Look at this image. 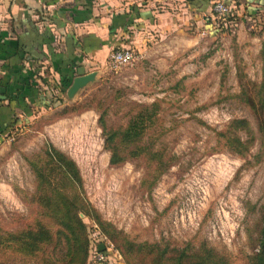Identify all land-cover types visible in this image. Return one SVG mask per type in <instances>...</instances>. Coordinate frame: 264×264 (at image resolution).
Returning a JSON list of instances; mask_svg holds the SVG:
<instances>
[{"label":"rangeland","instance_id":"rangeland-1","mask_svg":"<svg viewBox=\"0 0 264 264\" xmlns=\"http://www.w3.org/2000/svg\"><path fill=\"white\" fill-rule=\"evenodd\" d=\"M215 29L154 37L148 54L135 50L133 64L101 72L14 131L0 145V231L33 223L29 162L51 146L75 162L86 200L117 234L110 238L79 213L90 253L108 248L104 264H153L145 252L126 258L124 241L247 264L259 248L264 205V14L239 30ZM143 107L155 108L156 119L145 122L140 143L159 155L111 165L103 125L125 128ZM237 119L253 136L244 155L226 142L232 132L243 143L249 138L231 126ZM5 264L24 263L5 256ZM85 264H95L90 254Z\"/></svg>","mask_w":264,"mask_h":264},{"label":"crops","instance_id":"crops-1","mask_svg":"<svg viewBox=\"0 0 264 264\" xmlns=\"http://www.w3.org/2000/svg\"><path fill=\"white\" fill-rule=\"evenodd\" d=\"M215 1L0 0V145L66 98L79 68L108 70L112 50L148 54L154 37L187 26L216 34ZM222 1L239 17L237 30L264 14V0Z\"/></svg>","mask_w":264,"mask_h":264},{"label":"trees","instance_id":"trees-1","mask_svg":"<svg viewBox=\"0 0 264 264\" xmlns=\"http://www.w3.org/2000/svg\"><path fill=\"white\" fill-rule=\"evenodd\" d=\"M238 22L239 17L230 8L225 20L216 19L215 26L219 31H229ZM155 119V108L148 110L143 107L125 128L107 129L103 125L105 147L110 151L111 165L122 164L145 153L151 158L159 155L153 150V146L140 143L145 122L153 123ZM231 126L234 130H245L249 135L244 143L233 132L226 137L230 148L244 155L253 140L249 123L245 119H237L232 121ZM258 131L264 138V118L259 119ZM29 165L35 175V193L31 202L38 207L36 216L33 223L20 229L0 231V264H5V256L6 262L17 261L24 264H85L88 254L91 259L93 251L90 253L86 225L79 213L95 221L110 238L115 239L116 232L109 224L100 220L86 200L79 169L71 158L50 146L44 149L41 156L34 157ZM261 217L259 248L257 253L248 257L247 264H264V205ZM122 246L126 258L131 253L145 252L152 255L153 264H229L222 257L214 256L206 250L202 254H192L186 250L167 252L166 249L160 250L157 245H141L129 241L122 242Z\"/></svg>","mask_w":264,"mask_h":264},{"label":"built area","instance_id":"built-area-1","mask_svg":"<svg viewBox=\"0 0 264 264\" xmlns=\"http://www.w3.org/2000/svg\"><path fill=\"white\" fill-rule=\"evenodd\" d=\"M212 10L215 15V19L224 21L225 16L230 12V7L226 5L224 1L216 0L212 5ZM136 59L137 53L131 48L114 49L109 54L107 69L110 71H118L133 64ZM107 249V246H105L104 250L101 251H99L98 248L94 249L91 254V260L95 264H104L108 260L105 256V250Z\"/></svg>","mask_w":264,"mask_h":264},{"label":"water","instance_id":"water-1","mask_svg":"<svg viewBox=\"0 0 264 264\" xmlns=\"http://www.w3.org/2000/svg\"><path fill=\"white\" fill-rule=\"evenodd\" d=\"M97 75H98L97 71L85 73L83 68H79L78 75L73 78L71 84L66 90V96L68 98H73L77 92H79L89 83L93 82L96 79ZM0 92H2L1 89ZM104 248H105L104 244L98 245L99 251L104 250Z\"/></svg>","mask_w":264,"mask_h":264}]
</instances>
